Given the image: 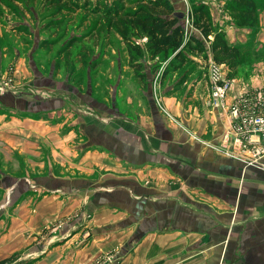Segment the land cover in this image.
Listing matches in <instances>:
<instances>
[{"label":"crops","instance_id":"obj_1","mask_svg":"<svg viewBox=\"0 0 264 264\" xmlns=\"http://www.w3.org/2000/svg\"><path fill=\"white\" fill-rule=\"evenodd\" d=\"M262 10L256 33L211 22L230 42L251 38L263 55ZM3 26L0 76L9 68ZM11 53L17 87L0 91L1 255L15 251L18 264H264V171L215 150L227 145V118L208 95L200 114L165 91L174 82L153 98L118 80L109 101L97 99L89 84L78 90L68 81L69 72L58 79L64 61L54 60L46 85L61 92L35 97L21 86L32 81L22 80L23 57ZM26 57L36 63L32 50ZM250 62L262 81L232 76L233 90L264 84V57ZM160 71L148 82L154 89Z\"/></svg>","mask_w":264,"mask_h":264},{"label":"rangeland","instance_id":"obj_2","mask_svg":"<svg viewBox=\"0 0 264 264\" xmlns=\"http://www.w3.org/2000/svg\"><path fill=\"white\" fill-rule=\"evenodd\" d=\"M71 1L75 3V5H73ZM111 1L113 0H68V2H70V4L68 3L70 9H68L67 4L59 6V4L63 3L62 1L59 2V4H50L49 0H5V2L0 5V21H2L4 25L2 39L6 42L5 46H8L7 49L5 48L4 50L6 53V63L4 65L10 67L11 70L14 68V65L18 66L15 60L17 57L13 61L11 53L14 49L17 50L23 57V69L27 71V75L24 78L22 76V80L28 77L32 80L30 84H23L21 86L24 91L35 97L48 98L49 95L51 96L55 92L56 94L61 92L55 90L54 87L51 88L46 85L50 77V75H48V67L51 61L54 60L55 66L58 65L60 60L61 62L64 61L61 63V67L56 66L57 70L62 71L59 75L57 74L58 79H64V71H67L69 72L66 74L67 80L77 86L78 90H83L85 86L89 84L92 93L96 95L95 97L97 99L105 97L107 101H109L110 98V87L118 80L121 82L134 81L136 83L134 90L138 96H142L141 90H143L145 94L148 93L147 96L152 95L153 98L159 96L166 83L171 84L174 82L173 85L169 89H165V91L172 92L178 99V102L183 98V106L186 110L188 109V104L196 106L200 114V110L203 108L208 95V88H206L207 63L210 59L214 60L209 51L206 50L203 53H197L187 48H182V65L173 71L166 70L162 75H160L162 71L158 72L157 80L155 81L156 89L153 88L151 83L148 84V82H152L153 76L156 75V70L152 71L150 68L152 61L146 57L143 51L144 53L142 56L132 59L133 61L140 62L142 69L145 67L148 68L145 74L147 78L144 77L145 83H141L135 75L134 66L130 64V57L127 55L126 46L128 44H137L142 48L144 40H142V38H135L133 40L128 30L122 35L120 33L121 30L124 31L122 24L119 21H108L102 8L98 9L94 7L97 2L109 4ZM169 1L173 5L174 10L185 12V17L180 19V21H184L186 28L190 31L193 29L191 25L188 24V21H190V10L192 6L196 4L204 5L208 9L210 21H233L229 10L226 8V3L230 0ZM128 8V5H126L125 9ZM263 8L264 6L256 9L255 21H260V14ZM52 18L55 19L53 21H63L65 23L64 27L58 28L56 32L51 28L45 29V25H48V21H52ZM213 27L215 26L213 25ZM247 28L250 32H259L256 26ZM85 35L95 36L90 38L92 40L88 39L89 41H87ZM42 36L47 39L40 40ZM210 37L211 36H209V38ZM250 39L247 38L245 41L250 48L248 51L249 56L256 55L257 57H264V52L263 55H261V53H258V50L253 49L254 45ZM205 45H207V42H205ZM31 50L36 62L35 64L28 63L29 60H27L26 57ZM65 58L72 62V64L68 65V61H65ZM75 60L76 65L80 67L78 73H75L76 69L73 67V62ZM166 61L164 63H166ZM10 62L12 63L8 65L7 63ZM250 63V61L247 63L246 69L241 67L236 74H232L233 77L237 79V83L243 81L250 82L249 80H251V77L249 78V76L254 73V69L251 67ZM32 64L35 66V69ZM106 66H110V72H112L113 68L115 74H102L101 72H105ZM86 67L90 68L89 72L91 73L88 75L85 74ZM118 67L120 69H118ZM117 72H119V76ZM41 74L42 77L45 78H39ZM10 75H12V73H10L9 76ZM21 75H23V73ZM254 75L256 77V82L258 79L260 80L256 73H254ZM159 79L160 81H158ZM147 86L148 90L146 92ZM10 90L12 89H4V91L1 92H8ZM188 112L189 111H187V113ZM15 184L14 186H10V188L15 190L18 187L17 189L19 190V186L21 185ZM1 188H3V186L0 187V198L2 194H4V189ZM17 189L15 191H17ZM6 199L5 190L3 201ZM19 258L22 259V256L15 255V251H10L6 255L0 254V264H18L20 261Z\"/></svg>","mask_w":264,"mask_h":264},{"label":"trees","instance_id":"obj_3","mask_svg":"<svg viewBox=\"0 0 264 264\" xmlns=\"http://www.w3.org/2000/svg\"><path fill=\"white\" fill-rule=\"evenodd\" d=\"M49 1L50 4H59L62 1L59 6L67 4L70 9L68 0ZM4 2L5 0H0V5ZM126 5L128 9H125ZM263 6L264 0H230L226 3V8L233 18L232 23L237 27L256 26V9ZM94 7L102 8L108 21H119L124 29L120 31L122 35L128 30L133 40L145 38L142 48L137 44L126 46L130 64L134 66L135 75L141 83H145L144 68H141L140 62L132 59L142 56L144 52L152 61V71L161 67L160 75L166 70L173 71L182 65V48L197 53L208 50L216 62L224 64L228 76L231 77L241 67L246 69L253 56H249L250 48L246 42H230L221 28L213 27L208 17V9L201 4L192 6L190 10L188 24L193 28L191 31L173 14L175 10L169 0H113L109 4L97 2ZM51 20L45 25V29L51 28L56 32L65 25L63 21H53L54 18Z\"/></svg>","mask_w":264,"mask_h":264},{"label":"built area","instance_id":"obj_4","mask_svg":"<svg viewBox=\"0 0 264 264\" xmlns=\"http://www.w3.org/2000/svg\"><path fill=\"white\" fill-rule=\"evenodd\" d=\"M10 71L9 67L0 76V91L15 90ZM232 84L225 66L208 60V103L224 110L227 118L226 131L221 135L227 145L216 146L215 150L264 171V84L243 86L237 90H233Z\"/></svg>","mask_w":264,"mask_h":264},{"label":"water","instance_id":"obj_5","mask_svg":"<svg viewBox=\"0 0 264 264\" xmlns=\"http://www.w3.org/2000/svg\"><path fill=\"white\" fill-rule=\"evenodd\" d=\"M174 15H176L179 19H182L185 17V12L184 11H174L173 12Z\"/></svg>","mask_w":264,"mask_h":264}]
</instances>
